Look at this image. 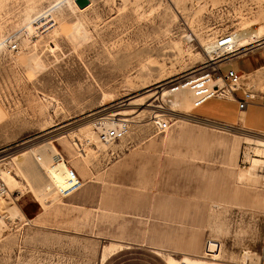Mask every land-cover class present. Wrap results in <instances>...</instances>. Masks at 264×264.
Listing matches in <instances>:
<instances>
[{
	"label": "rangeland",
	"instance_id": "rangeland-1",
	"mask_svg": "<svg viewBox=\"0 0 264 264\" xmlns=\"http://www.w3.org/2000/svg\"><path fill=\"white\" fill-rule=\"evenodd\" d=\"M91 3L0 0V168L21 183L3 196L16 219L0 212V264H167L202 257L210 238L223 252L205 264H251L241 257L259 256L264 235V158L253 152L264 132L248 127L264 130V109L249 107L244 127L235 103L201 94L217 79L208 45L260 25L231 62L263 87L264 0ZM120 111L129 132L106 147L93 122ZM41 148L48 163L21 172ZM80 148L97 157L86 164ZM59 154L94 178L46 208L26 173L58 182Z\"/></svg>",
	"mask_w": 264,
	"mask_h": 264
},
{
	"label": "built area",
	"instance_id": "built-area-1",
	"mask_svg": "<svg viewBox=\"0 0 264 264\" xmlns=\"http://www.w3.org/2000/svg\"><path fill=\"white\" fill-rule=\"evenodd\" d=\"M216 50L210 56V60L206 63V68L209 67L211 76L223 80V86L218 87L217 94L222 98L234 101L237 104L239 112L247 111L251 106L264 107V84L260 87L255 73L242 71L234 67L233 61L241 52L238 49L235 34L233 32L222 33L216 38ZM9 48L12 51H17L19 44L12 37L7 39ZM251 47L245 52L252 50ZM240 52V53H239ZM228 60L225 70H223L218 62ZM240 93L238 96L237 94ZM93 129L98 135L100 141L108 145L124 138L130 129V120L125 117H119L109 113L105 116H100L93 122ZM69 164V162H68ZM70 166V165H69ZM71 184L66 190L60 189L59 195L67 198L77 192L82 186L78 172L70 166ZM8 193L7 186H0V195L6 196ZM261 222L264 226V213L261 215ZM260 264H264V235L260 247Z\"/></svg>",
	"mask_w": 264,
	"mask_h": 264
},
{
	"label": "crops",
	"instance_id": "crops-1",
	"mask_svg": "<svg viewBox=\"0 0 264 264\" xmlns=\"http://www.w3.org/2000/svg\"><path fill=\"white\" fill-rule=\"evenodd\" d=\"M228 101H230V100H228ZM230 102H233L236 104V102H234V101H230ZM236 108H237V104H236ZM261 108L264 109V107H261ZM237 111H238V108H237ZM247 116H248L247 111H245V112H239L238 111V114L233 115V117L231 119L232 123L243 124L244 127L248 126L246 124ZM248 128L264 132L263 129L255 128L252 126H249ZM248 140L253 141V138H249ZM52 148L53 147H51L50 149H52ZM79 154H80V151H79ZM59 155H61V159L57 160L55 162V164H57V165L59 164L60 165L59 167H61V168H59V167L57 168V169H60L57 173V180L59 183L58 182H55V183L50 182L52 179H48V181L49 180L50 181L45 182L46 178L44 177V175H39L38 172L36 174H34V171H30V172L26 173L27 179L32 180L31 182H33V183H37L38 188L36 189V191L34 193L39 197L41 204L44 205L46 208L51 207L53 204H55L57 202H62L63 197L59 195V192H60L59 190L60 189L66 190L68 188V186L71 184L70 166L68 164L69 161L63 156V154H59ZM50 156L51 155L48 152V148H41L40 150L34 152V155L28 156V158H26V160L21 161V162L16 163V164H17L19 170H21V172H24L25 170H27L26 165L29 164L31 161L36 160V161H42V162L44 161V162L48 163ZM83 160H84V158H83ZM84 161L86 164H88V162L86 160H84ZM62 167H64L65 169ZM77 172H78L80 178L82 179V181H80V183L82 184L81 185L82 187L85 185L84 179H87V180L89 179V181H92V179L94 178V173L92 170H91V173L89 175H87V174L84 175L81 172H79L78 170H77ZM248 172H250V170H247L246 172L244 171V174L246 175V173H248ZM245 175L243 176V172L241 174L238 173L237 180L239 181V177H240V180L246 179ZM82 177H84V179ZM53 183L57 184L58 188L57 187L51 188V186H47V185H52ZM208 242L218 243L219 251L217 253H208L206 250ZM222 252H223V244L221 243V241L219 239H216V238H210L204 244V251H203L204 255L202 257L199 258V257L184 256L181 260H183L184 258H187L189 260L197 261L196 264H205L206 262L214 263V261L216 263V261L219 260V258L221 257ZM214 254L218 255L217 258L211 257V255H214ZM203 258L208 259V260H205Z\"/></svg>",
	"mask_w": 264,
	"mask_h": 264
},
{
	"label": "bare ground",
	"instance_id": "bare-ground-1",
	"mask_svg": "<svg viewBox=\"0 0 264 264\" xmlns=\"http://www.w3.org/2000/svg\"><path fill=\"white\" fill-rule=\"evenodd\" d=\"M90 4H89L90 6L93 5V3H90ZM89 7H87V8H89ZM261 27H262V25H260V27L252 28V29L243 31L241 33L235 34V39H236L238 48L242 47V46H246L248 44H251V41H250L251 37H257L259 35V29H261ZM216 44H217L216 41L210 43L208 45V49L210 51H215L217 49L216 48ZM260 69L263 70L264 66H263V68H260ZM259 72L262 73V71H259ZM249 73H254V72H249ZM255 76H257V75H255ZM195 84L199 85V84H201V82L197 81ZM222 86H223V80L217 78L214 82H212L210 84L209 90L204 92V93H202L201 95L203 97H205L206 99H208V98L212 97L214 93H217L219 91V89H217L218 87H222ZM163 97L166 100H169V99L173 98L172 96L169 97L168 94H166L165 92L163 93ZM242 112H244V111H242ZM126 114H127V112L120 111V112L114 113L113 115L118 116V115H126ZM88 141L92 145H97L96 141H92L90 138L88 139ZM100 142H101V144L105 145L106 147L108 146L107 143H104L102 141H100ZM78 147H79V145H78ZM79 151H81L80 152V156L82 158H84V160H86L87 162L90 161L91 155H94V156L97 157V154H96L97 150L94 149V148H91L88 151H84V149L80 148ZM253 152L255 154L254 161H256V159H263L264 158V147L263 148L262 147H255ZM250 163H251L250 164L251 167H250L249 170H251V168L254 166V165H252L253 164L252 163V158L250 159ZM244 175L245 174H244V171H243V176ZM2 184L6 185L9 189H14V188H17V187L20 186V182L18 181L16 175H13L10 170H6L5 171V169L0 168V186H2ZM0 212L6 218H9V219H12V220L16 219V215H14L16 213V211L13 210L9 206V204H7V202L5 201V198L3 197V195H0ZM206 250H207L208 253H217L219 251V245L216 242H208ZM217 256L218 255H215V254L211 255L212 258H217ZM241 259L244 262H246V261L247 262H251V264H259L260 263L258 254L256 252L251 251V250H244ZM104 261H105V255L102 258V263ZM166 262H167V264H196L197 263V261L189 260L187 258H184L183 260H177V259H175L172 256H167L166 257Z\"/></svg>",
	"mask_w": 264,
	"mask_h": 264
},
{
	"label": "water",
	"instance_id": "water-1",
	"mask_svg": "<svg viewBox=\"0 0 264 264\" xmlns=\"http://www.w3.org/2000/svg\"><path fill=\"white\" fill-rule=\"evenodd\" d=\"M75 2L77 3L80 9H84L91 3V0H75Z\"/></svg>",
	"mask_w": 264,
	"mask_h": 264
}]
</instances>
